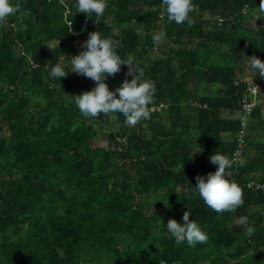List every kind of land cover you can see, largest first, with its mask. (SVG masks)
I'll use <instances>...</instances> for the list:
<instances>
[{
    "label": "trees",
    "instance_id": "obj_1",
    "mask_svg": "<svg viewBox=\"0 0 264 264\" xmlns=\"http://www.w3.org/2000/svg\"><path fill=\"white\" fill-rule=\"evenodd\" d=\"M12 2L18 11L0 20V264H264V193L248 186L264 184V98L229 177L242 205L217 213L191 192L197 175L215 171L210 154L238 150L246 85L235 81L247 56L264 61V17L252 15L260 0H193L191 24L168 22L160 0H106L99 20L76 12L74 0ZM95 30L155 82L147 120L83 117L71 95L94 82L48 77L58 62L70 70L68 57ZM127 69L108 77L110 89ZM112 116L118 130L94 146V124ZM192 151L200 152L189 159ZM187 209L208 236L203 244L166 235L167 220L182 222Z\"/></svg>",
    "mask_w": 264,
    "mask_h": 264
},
{
    "label": "clouds",
    "instance_id": "obj_2",
    "mask_svg": "<svg viewBox=\"0 0 264 264\" xmlns=\"http://www.w3.org/2000/svg\"><path fill=\"white\" fill-rule=\"evenodd\" d=\"M160 3L163 9L161 14L166 15L168 22L192 23L190 13L194 11L193 0H160ZM106 6V0H74L76 12L84 13L86 18L95 17L99 20L103 16ZM18 9V3L14 4L12 0H0V20L14 15ZM243 11L245 12L246 8ZM252 15L254 21L259 17H264V0H260L258 6L255 3ZM97 20L92 25H96ZM220 20L219 25L222 24H220ZM67 23L71 25L69 21ZM256 28L259 31L257 25ZM162 35L163 32L154 34L153 43L159 44ZM120 46L116 38L105 36L98 30L90 31L87 39L82 42V50L78 54L68 57L70 70H66L67 66L58 62L51 66L48 77L60 81L69 72H74L90 78L94 82V86L90 90L71 95L72 103L81 115L87 118L96 117L100 113L118 112L123 115L126 125L134 126L139 121L147 120L150 117L148 106L153 102L156 87L154 81L144 78L143 69L131 55L126 58L122 57L118 52ZM247 57L249 67L254 75L258 74L264 78V61L255 55ZM122 65L128 66L125 73L126 78L120 82L118 87L110 89L106 81L109 76L120 72ZM127 77H131V79ZM197 152L200 151H192L190 156L188 155L189 159H193ZM209 161L217 166L215 171H209L206 176L197 175L195 185L191 184V192L197 194L206 206L217 213L224 211L234 213L243 203L242 189L234 180L229 179L232 175L231 169L235 158H230L217 151L210 154ZM190 214L187 209L181 217L182 222L169 218L164 226L166 235L177 245L186 242L189 246H195L205 243L208 239L202 226L195 219H189ZM238 222L248 234L253 232L254 229L249 224L247 216L240 215Z\"/></svg>",
    "mask_w": 264,
    "mask_h": 264
},
{
    "label": "built area",
    "instance_id": "obj_3",
    "mask_svg": "<svg viewBox=\"0 0 264 264\" xmlns=\"http://www.w3.org/2000/svg\"><path fill=\"white\" fill-rule=\"evenodd\" d=\"M221 22L222 20H220V24ZM253 75V71L246 67L244 73H241L235 81L236 86H241L242 84L246 85L243 89L240 103L241 111L238 115L241 122V136L239 139L238 150L234 154L235 161H243V131L245 132L247 129L252 113L255 108L260 105L262 98H264V78H261L258 74ZM158 109L161 110V108ZM248 186H255L256 189L261 190L264 193V184L260 182L253 180L248 183Z\"/></svg>",
    "mask_w": 264,
    "mask_h": 264
},
{
    "label": "rangeland",
    "instance_id": "obj_4",
    "mask_svg": "<svg viewBox=\"0 0 264 264\" xmlns=\"http://www.w3.org/2000/svg\"><path fill=\"white\" fill-rule=\"evenodd\" d=\"M262 20V19H261ZM260 24H263V22H260ZM248 63V61H247ZM250 69V67H249ZM115 89V88H113ZM103 128L99 129V125L94 124V128L97 133V138L93 141V145L96 147H102L107 145V135L110 132H114L118 130L119 124L116 121V118L114 116L111 117V121H108L107 123L102 124Z\"/></svg>",
    "mask_w": 264,
    "mask_h": 264
}]
</instances>
